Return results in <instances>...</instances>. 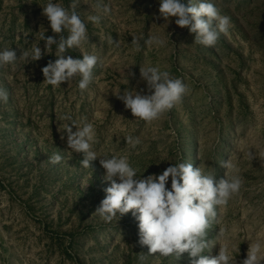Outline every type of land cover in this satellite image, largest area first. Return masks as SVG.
I'll list each match as a JSON object with an SVG mask.
<instances>
[{
  "label": "rangeland",
  "instance_id": "374dc122",
  "mask_svg": "<svg viewBox=\"0 0 264 264\" xmlns=\"http://www.w3.org/2000/svg\"><path fill=\"white\" fill-rule=\"evenodd\" d=\"M56 2L67 7L71 0ZM103 2L111 14L99 13L96 0H80L77 11L89 41L66 53L100 58L86 90L78 88L79 77L60 86L44 82L41 69L57 59L55 46L39 61L20 59L0 67V88L9 94L7 103L0 101V264H191L187 253L149 255L138 243L131 212L111 223L94 214L110 183L99 159L82 167L83 154L67 147L66 114L78 127L93 124L98 155L127 156L141 178L159 175L171 164L192 163L218 181L227 171L222 161L237 165L242 187L218 208L207 235L213 245L202 255L214 258L228 244L240 264L250 243L264 240V0H210L230 18L228 32L211 47L194 43L195 34L177 26L175 17L168 25L156 19L159 0ZM192 2L197 0H184ZM46 3L0 0V50L12 48L19 58L33 43L44 50L45 29L46 36L59 38L42 15L40 5ZM96 14L102 16L99 24L87 19ZM153 34L166 45L134 50L133 35ZM109 36L120 41L118 48L107 42ZM128 65L135 77L127 82ZM149 65L181 78L189 91L160 119L144 122L115 94L146 88L138 81L140 67ZM128 135L138 137L140 145L126 144ZM54 153L62 156L60 163L49 162Z\"/></svg>",
  "mask_w": 264,
  "mask_h": 264
},
{
  "label": "clouds",
  "instance_id": "9594fccd",
  "mask_svg": "<svg viewBox=\"0 0 264 264\" xmlns=\"http://www.w3.org/2000/svg\"><path fill=\"white\" fill-rule=\"evenodd\" d=\"M80 0H71L65 7L56 0H47L42 7V15L49 22L50 28L56 36L40 35V41L45 42L42 50L36 43L30 50H23L17 57L12 48L0 50V67L15 65L17 60H24L25 64L39 61L49 54L55 46L57 59L49 61L41 69L44 82L52 86H60L62 82L70 83L79 77L78 88L83 91L93 82L94 68L100 58L97 55L83 54V58H73L66 53L79 49L89 41L86 23L77 8ZM95 9L103 15L111 14V7L103 0H96ZM159 16L165 24L175 17V24L180 28L187 27L195 34L197 44L215 46L222 33H227L230 18L220 14L217 7L210 0H197L188 5L184 0H159ZM87 19L95 24L101 22L99 14L89 15ZM67 32V38L63 33ZM26 44L28 41L25 39ZM110 45L117 48L119 40L112 36L107 38ZM131 45L140 52L145 46L160 48L166 41L158 34L145 38L143 35H133ZM133 65V64H131ZM124 75L135 77L130 70ZM123 69V71H124ZM143 82L144 89L125 88L123 94L117 92V99L121 100L126 110H130L134 118L144 122H153L183 102L189 89L181 78L173 77L169 71L161 70L159 66L140 67L138 84ZM9 94L0 88V101L7 103ZM110 106V105H109ZM64 120L70 121L64 126L67 147L75 153L83 154L80 161L82 167L91 168L92 162L99 159L105 170L104 180L110 186L104 189L105 198L95 210V215L106 223L119 221L125 214L131 212L138 222L139 241L141 246H147L149 255L159 254L163 257H179L187 253L191 264H236L230 255V246L220 247L219 254L214 258L203 256L205 250H210L213 243L207 240L208 231L218 216V208L226 207L230 199L239 193L243 180L237 165L230 161H222L221 166L227 169L225 178L215 180L214 174L194 167L192 163L171 164L161 174H151L145 178L137 175L127 156L98 155L94 150L97 143L96 132L92 123H84L78 127L71 115L66 114ZM75 126L76 131L70 126ZM65 135H61V140ZM126 144L136 148L141 141L138 137L128 135ZM252 160L254 155L247 153ZM255 156L258 154L255 152ZM51 164L60 163L62 156L54 153L48 158ZM231 175H228V172ZM171 178L170 188L166 187ZM239 251V249H236ZM143 259V256H141ZM240 264H264V240L256 239L249 245L247 256Z\"/></svg>",
  "mask_w": 264,
  "mask_h": 264
}]
</instances>
